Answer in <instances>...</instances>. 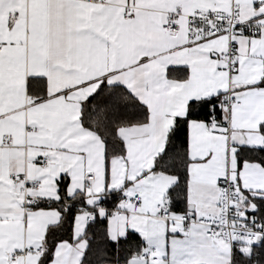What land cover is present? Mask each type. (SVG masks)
Returning a JSON list of instances; mask_svg holds the SVG:
<instances>
[{"label":"snow or ice","instance_id":"6c2138e0","mask_svg":"<svg viewBox=\"0 0 264 264\" xmlns=\"http://www.w3.org/2000/svg\"><path fill=\"white\" fill-rule=\"evenodd\" d=\"M0 264H264V0H0Z\"/></svg>","mask_w":264,"mask_h":264}]
</instances>
